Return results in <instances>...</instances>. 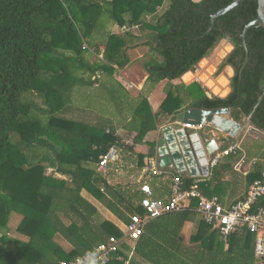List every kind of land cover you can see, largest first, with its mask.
Segmentation results:
<instances>
[{
  "label": "trees",
  "instance_id": "trees-1",
  "mask_svg": "<svg viewBox=\"0 0 264 264\" xmlns=\"http://www.w3.org/2000/svg\"><path fill=\"white\" fill-rule=\"evenodd\" d=\"M165 1L0 0V264L74 261L109 238L121 237L122 228L102 217L96 204L123 226L130 215L142 213L141 183L153 178L154 187L166 189L171 180L144 172L132 186L113 183L104 170L127 153L143 172L157 156V140L147 141V136L165 122H175L184 110L229 108L235 122L242 124L252 115V125L264 132V27L247 32L246 49L242 39L245 26L257 17V0H246L219 17L210 33L211 14L232 0H169L162 8ZM134 25L140 35L113 32ZM224 38L234 46L219 69L234 70L226 98H209L197 82L175 84L195 72ZM140 46L148 48L150 59L144 63L148 78L143 91L135 96L117 70L129 65V51ZM100 53L103 61L92 62L91 56ZM72 63L80 65V76L68 73ZM163 81L166 97L154 113L148 92ZM95 90L105 91V110ZM83 102L88 105L81 106ZM141 147L147 152H138ZM112 148L119 159L101 170L100 157ZM241 149L211 170L200 184L203 194L222 198L226 178L243 156L244 164H252L247 187L262 179L264 137L246 138ZM180 175L185 188L195 180ZM159 191L153 190L154 198L162 199ZM256 207H264V197ZM13 214L21 216L17 231L26 241L9 236ZM188 224L192 230L186 242ZM130 247L120 252L125 260ZM133 248L129 264L264 263L255 257V235L246 228L224 238L192 211L152 221Z\"/></svg>",
  "mask_w": 264,
  "mask_h": 264
},
{
  "label": "built area",
  "instance_id": "built-area-1",
  "mask_svg": "<svg viewBox=\"0 0 264 264\" xmlns=\"http://www.w3.org/2000/svg\"><path fill=\"white\" fill-rule=\"evenodd\" d=\"M139 30V26H124L122 33H134ZM84 49L94 53L87 44ZM95 55V54H94ZM103 60V56H100ZM188 129L195 128L190 124L185 125ZM201 129V127H199ZM240 151L237 145L212 155L208 162L209 174L207 177H192L195 179L192 185L185 188L180 174H174L168 168L158 166V156L148 162L144 172L149 176H165L171 178L170 192L167 199L154 198V192L148 182L140 184V208L142 213L129 216V221L123 225L121 237H111L105 243L100 244L94 252L85 255L74 261H62L60 264H109L114 261L129 264L133 255V243L138 240L146 231L147 226L154 220L168 214H175L184 211L197 213L206 223L214 225L220 230L224 238L241 228H246L255 235V257L264 260V207H256L260 199L264 197V170L262 179L255 181L249 186L245 197L236 202L231 207H225L219 197H208L200 190V184L206 183L210 178L211 170L221 162V160ZM158 155V154H157ZM119 159V152L112 148L100 157L99 168L105 169L109 164L115 163ZM244 157L240 163L244 164ZM125 245L131 246L126 251L127 259L120 255Z\"/></svg>",
  "mask_w": 264,
  "mask_h": 264
},
{
  "label": "water",
  "instance_id": "water-1",
  "mask_svg": "<svg viewBox=\"0 0 264 264\" xmlns=\"http://www.w3.org/2000/svg\"><path fill=\"white\" fill-rule=\"evenodd\" d=\"M246 0H232V2L222 8L221 10L211 14V26L208 28L207 33H210L219 17L224 16L238 6L242 5ZM258 9L257 17L250 23H248L242 33L243 47L246 49V34L254 26L264 27V0H257ZM228 43V39L224 38L220 43L211 51L209 56L204 58L199 65H205L209 60L216 58L213 62L214 71L212 75L218 74L220 67L228 57L229 53L234 49V46L230 45L226 49L223 48L225 44ZM220 52L218 53V51ZM206 62V63H205ZM249 62L248 52L246 54V59L243 65V68ZM231 70V73L227 74L226 77H223L220 81H216L217 84L221 83L223 79H227L229 92H231V79L234 76V70L232 67H226V71ZM194 76L193 79L198 80L201 83L207 85L206 80L198 79V72H188L183 76L184 80H187L188 75ZM213 83V82H212ZM207 87H209L207 85ZM211 90V88H209ZM229 94V93H228ZM228 94L218 96L217 93L212 90L207 93L209 98L219 97L226 98ZM257 107H255L256 109ZM254 109V110H255ZM231 109L229 108H220V109H199V108H190L180 112L176 119L181 124H190L195 128L201 127V129L210 127L213 130L219 131L220 133L230 136L233 138V146L237 145L240 137L248 129V133L251 131H260L257 127L252 125L251 116L244 119V123L235 122L231 118ZM220 151V145L215 139L206 138L202 132H197L191 134L189 129L186 127L183 128H174L173 126L165 127L162 131V135L157 141V154H158V166L162 169L172 168L178 173H183L189 170V173L193 177L205 176L209 174L208 162L209 158L215 153ZM264 264V263H263Z\"/></svg>",
  "mask_w": 264,
  "mask_h": 264
},
{
  "label": "crops",
  "instance_id": "crops-1",
  "mask_svg": "<svg viewBox=\"0 0 264 264\" xmlns=\"http://www.w3.org/2000/svg\"><path fill=\"white\" fill-rule=\"evenodd\" d=\"M193 1L194 2H200L201 0H193ZM119 29H121V28H119ZM120 32L121 31H115L114 33H120ZM143 49L147 53H143L142 52ZM96 56L98 58H101L100 56H102V53H100V54H98ZM129 58H130L129 65L126 68H124V69L117 70V75H118V79L128 89V91L132 95L136 96V95L142 93L144 85H145V82H146V80L148 78L147 71L144 68V63L150 59L149 50L145 46H140V47L134 48V49L129 51ZM139 62H140L141 68L143 70L141 75H140V73H136V74L133 73L134 69L137 70V64H139ZM226 72H227V74H229V71H226ZM227 74L219 75L215 81H220L223 77H226ZM196 82L200 83L201 86L207 91L206 93H208V90L206 89V88H208L207 85L204 84V83L199 82L196 79L184 80V78L182 77L180 80H176L175 84L182 83V84H184L186 86H191L193 83H196ZM166 85H167V81H163L158 86H156L154 89H151L148 92V101H149V103L151 105V108H152V111L154 113H157L159 111L160 105H161V103L163 102V100L166 97V94H165ZM129 88H131L133 90V92H131L129 90ZM221 90H222L221 92H223L225 89L221 88ZM228 93L230 94L231 92H228ZM168 126H173L174 128H183V127H185V125L179 123L177 121V119L173 123L167 121L163 125L158 126L157 131L149 133V135L147 136L146 140L147 141H152L153 139H156L158 141L159 137L162 135L163 129L165 127H168ZM248 129H250V126H248L246 128L245 133H243V135L240 137V139H239V141L237 143V146L240 147V150H242L241 149V145H242L243 141L246 138L258 139L260 137H264L263 133H260V132H257V131H251L250 133H248ZM189 131H190L191 134L197 133V132H202L203 135L206 138L215 139L220 145V151H222L223 148L226 147V146H229V147L233 146V138H231L230 136H226V135L220 133L219 131L213 130L210 127H206V128H203V129L193 128V129H189ZM246 133H248V134H246ZM151 134H155L154 136H156V137L150 139L149 136ZM138 152H147V147L139 148ZM225 160H226V157H224L221 160V162H224ZM251 166H252L251 163L243 164V163H240V161H238L234 165L235 173H232V175H230V176H228L226 178L227 181H229L228 182L229 184L225 185L224 190L222 192V198H219L220 201L224 204L225 207H227V208L231 207L236 202H238V200H240L241 198L245 197V194H246L247 189H248V187L246 185V182H245V177L249 173V171L251 169ZM168 169L171 170L172 172H174V174H183L185 176L191 177V175L189 173V170L186 171V172H183V173H178L177 171H175L172 168H168ZM141 174H142V177H141V179H142L145 176L146 173L144 174V171H143V172H141ZM169 179L171 180V178H169ZM150 180H151V182L149 184L151 185L152 190H160L159 193L161 195V198L162 199H164V197L168 198L171 181L169 182V186H168V188H166L167 189L166 190V189H163L164 187L159 186V185H157V187H154V183L152 181L153 178H151ZM167 180L168 179H164L165 182ZM165 185H168V183H166ZM109 214H108V216L106 215V218L111 220V218L109 217ZM60 240H62V243H61ZM58 241H59V243L61 245L63 243H65L67 245V247H68L66 250H70L71 246L67 242H65L63 239H59Z\"/></svg>",
  "mask_w": 264,
  "mask_h": 264
},
{
  "label": "rangeland",
  "instance_id": "rangeland-1",
  "mask_svg": "<svg viewBox=\"0 0 264 264\" xmlns=\"http://www.w3.org/2000/svg\"><path fill=\"white\" fill-rule=\"evenodd\" d=\"M168 4H169V0H166L165 3H164V5L162 6V8L167 7ZM160 10H162V9H160ZM114 28H113V32H115V31H121V29H119L118 27H116L115 29ZM134 33L136 35H140L141 34L140 33V29L138 31L134 32ZM230 45L232 46V44L228 41V43L225 44L223 46V48L226 49L228 47H231ZM142 52L143 53H147V52H145L144 49L142 50ZM219 52H220V50L218 51V53ZM87 56H88V54H87ZM215 59L216 58H213L212 60H209L208 59V62L205 65H202V66L198 64L197 69L195 71V72H198L199 73L198 74V79L199 80L200 79L201 80L202 79L203 80L205 79L208 86L210 84H212V82H215L216 83L215 80L217 79V77L219 75H221V74H227V72L225 70L226 67H225L218 74L212 75V73L214 71V64H213V62L215 61ZM91 60H92V62L103 61V60H100L97 56H91ZM67 70H68V73L70 75H72V76H80L81 73H82V70H81L80 65L78 63H72V64H70V66L68 67ZM142 72H143V70H142L141 65H140V62H139V64H137V70L134 69L133 70V73L134 74L140 73V75H141ZM209 88L210 87L206 88L208 90V92L211 91ZM129 90L131 92H133V90L131 88H129ZM94 93L100 99V107L103 110H105V91H103V90H100V91L95 90ZM217 95L218 96H221V95H223V92H217ZM91 101H92V99H91ZM94 102L96 103V105L99 104V101H96L95 100ZM84 104L85 105H88V102H86V103L83 102L82 105L81 104H79V105L83 106ZM246 134H248V133H246ZM123 135L125 136V134H123ZM154 135L155 134H151L149 136L150 139L155 138L156 136H154ZM123 155H125V160L120 159V161L117 162L116 166H110L108 169H105L104 172L110 171V173L112 174L111 175V179L113 180V183H117V182H120L122 184L129 183L130 185L134 186V184L136 185L137 182H140L141 181L142 174L141 173L139 174L138 168L136 166V163H137L136 158L135 157H132V159H130L131 156L128 155L127 153H125ZM85 194H86V197L90 198V195L88 193H85ZM96 205L99 208V211H100L102 217L105 216V218H106V215L108 216V214H109L107 212V210L102 205H99V204H96ZM109 217L119 227L123 228V226H121L120 223L112 215L109 214ZM20 220H21V216L18 215V214H13L11 216L10 223H9V232L8 233H9V236L11 238H13V239H18V240L26 241L27 238H25L24 236L20 235L18 233V231H17V227H18V224H19ZM191 230H192V225L191 224H188L185 227V229H184L183 238L185 239L186 242H188V240H189V237H190V234H191ZM0 232H3V231L0 230ZM60 241L62 243V240H60ZM62 245L64 246L65 249L68 248L65 243H63Z\"/></svg>",
  "mask_w": 264,
  "mask_h": 264
},
{
  "label": "bare ground",
  "instance_id": "bare-ground-1",
  "mask_svg": "<svg viewBox=\"0 0 264 264\" xmlns=\"http://www.w3.org/2000/svg\"><path fill=\"white\" fill-rule=\"evenodd\" d=\"M205 63H206V62H205ZM186 77H187V79H193V78H194V76H192L191 74L188 75V76H186ZM220 85H221L222 87H221ZM227 86H228L227 79H223V81H222L221 83H219V84L213 82L212 84L209 85V87L211 88V90H212L213 92H215V93H217V92H221V91H222L221 88H224V89H225V90L223 91L224 94H227V93L229 92V89L227 88Z\"/></svg>",
  "mask_w": 264,
  "mask_h": 264
},
{
  "label": "clouds",
  "instance_id": "clouds-1",
  "mask_svg": "<svg viewBox=\"0 0 264 264\" xmlns=\"http://www.w3.org/2000/svg\"><path fill=\"white\" fill-rule=\"evenodd\" d=\"M229 72L231 73V70L229 69Z\"/></svg>",
  "mask_w": 264,
  "mask_h": 264
},
{
  "label": "flooded vegetation",
  "instance_id": "flooded-vegetation-1",
  "mask_svg": "<svg viewBox=\"0 0 264 264\" xmlns=\"http://www.w3.org/2000/svg\"><path fill=\"white\" fill-rule=\"evenodd\" d=\"M229 41V40H228Z\"/></svg>",
  "mask_w": 264,
  "mask_h": 264
}]
</instances>
